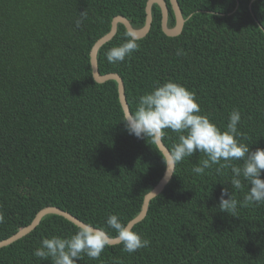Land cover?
I'll return each instance as SVG.
<instances>
[{"label":"trees","instance_id":"trees-1","mask_svg":"<svg viewBox=\"0 0 264 264\" xmlns=\"http://www.w3.org/2000/svg\"><path fill=\"white\" fill-rule=\"evenodd\" d=\"M165 1L172 26L173 11ZM146 2L0 0V240L46 206L115 236L105 223L108 214L128 223L162 176L163 154L155 142L126 131L116 82H96L89 58L114 16L141 27ZM178 4L185 18L180 34L163 32L160 7L153 4L151 27L139 50L110 64L106 51L125 39L126 29L118 23L116 34L97 52L99 73L120 75L130 112L140 95L167 80L194 92L201 113L221 130L230 112L239 109V139L250 151L264 149V0ZM83 11L87 17L77 28L74 22ZM162 141L171 151L178 134L166 129ZM205 158L196 151L177 163L133 224L150 241L148 247L128 253L117 244L98 260L84 255L77 264H264V204L243 206L248 186L232 188L230 170L220 174L213 165L201 175L193 173ZM222 188L241 202L237 216L220 210ZM74 231L64 217L45 215L29 233L0 247V264H51L36 258L34 250L44 238Z\"/></svg>","mask_w":264,"mask_h":264},{"label":"clouds","instance_id":"clouds-1","mask_svg":"<svg viewBox=\"0 0 264 264\" xmlns=\"http://www.w3.org/2000/svg\"><path fill=\"white\" fill-rule=\"evenodd\" d=\"M86 17V11L80 12V18L74 22L75 26L79 28ZM124 37L122 43L106 51L105 57L110 64L123 62L130 58L134 51L139 50L140 37L135 30L127 29ZM176 54L183 55V50L177 49ZM120 121L124 122L130 135L148 138L152 142L162 139L166 129L178 134V142L173 145L165 162L167 176L174 173L177 163L198 151L204 153L206 158L191 169L193 173L201 175L213 165L217 166L216 171L220 174H223L224 170H230L232 188L242 190L245 184L248 186L242 205L264 204V179L261 178V172L264 170V149L250 151L249 144L239 139L242 135L238 130L241 121L239 109L234 108L230 112L226 128L221 130L207 114L201 113L194 92L181 83L167 80L157 83L150 91L140 95L135 111L123 112ZM233 161L242 163L237 165ZM240 203L232 192L221 189V211L237 216ZM3 222L4 214L0 212V223ZM105 223L116 233L115 236L110 235L103 227L75 221V231L72 235H53L42 239L33 255L42 261L50 260L51 264H77L84 255L89 259L98 260L105 248L117 244H122L123 251L128 253L146 248L150 244L149 240L133 230V226L122 222L117 214H108Z\"/></svg>","mask_w":264,"mask_h":264},{"label":"water","instance_id":"water-1","mask_svg":"<svg viewBox=\"0 0 264 264\" xmlns=\"http://www.w3.org/2000/svg\"><path fill=\"white\" fill-rule=\"evenodd\" d=\"M169 2L173 10L175 19H176L174 26L169 27L167 25L168 5L165 0H147L146 6H145L146 18H145L144 24L141 27L135 28L131 25L130 21L126 17L122 15H116L111 20V26H110L109 31L105 33L103 36H101L100 38H98L90 49L89 58H90L91 75L93 79L96 82H104L107 80H114L116 82L115 86L117 88V97H118V101L121 106L122 112H125V111L130 112L129 106H128V103L125 97V93H124V86H123L124 84H123L122 78L116 72H108L105 74L99 73L98 66H97V52L102 45H104L106 42L112 39L113 36L116 34L118 23L123 24L126 30L127 29L135 30L140 38L144 37L149 32L150 27H151V22H152L151 8L153 4H157L160 7L161 28L163 32L168 36H175V35L180 34L182 31L184 22H185V18H183L182 16V12L178 4V0H169ZM155 144L159 148L161 153L163 154L165 158V162H167L170 151L164 145L162 139L155 142ZM166 172H167V165L165 163V169L163 171L162 176L158 180V182L153 186V188H151L146 194L143 195L144 197H143V201H142V205H141V209L139 213L133 219H131L127 224L133 226L134 223L139 221L146 214L149 201L156 194L162 191L163 187L168 183V181L170 180L172 176V174L170 176H167ZM48 214H55V215L62 216L72 223L75 221H81L76 216L72 215L70 212L64 209H61L56 206H46V207L41 208L35 214L32 221L28 225L20 227L15 233L10 235L9 237L3 240H0V247L4 245H8L12 243L13 241L26 235L27 233H29L39 224L40 220L45 215H48Z\"/></svg>","mask_w":264,"mask_h":264},{"label":"flooded vegetation","instance_id":"flooded-vegetation-1","mask_svg":"<svg viewBox=\"0 0 264 264\" xmlns=\"http://www.w3.org/2000/svg\"><path fill=\"white\" fill-rule=\"evenodd\" d=\"M169 10V9H168ZM173 15H174V13H173ZM175 21H176V19H175V16H174V24H175ZM174 24L172 25V26H174Z\"/></svg>","mask_w":264,"mask_h":264}]
</instances>
